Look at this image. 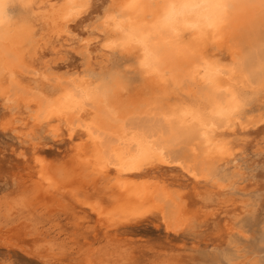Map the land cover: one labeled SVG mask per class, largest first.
<instances>
[{"label": "bare ground", "instance_id": "1", "mask_svg": "<svg viewBox=\"0 0 264 264\" xmlns=\"http://www.w3.org/2000/svg\"><path fill=\"white\" fill-rule=\"evenodd\" d=\"M170 2L0 0V131L17 137L38 196L106 233L146 225L180 237L211 219L191 203L227 187L218 168L253 134L264 142V0H241L211 26V8L165 21ZM41 130L67 146L70 167L43 152ZM0 247L35 255L7 232Z\"/></svg>", "mask_w": 264, "mask_h": 264}, {"label": "rangeland", "instance_id": "2", "mask_svg": "<svg viewBox=\"0 0 264 264\" xmlns=\"http://www.w3.org/2000/svg\"><path fill=\"white\" fill-rule=\"evenodd\" d=\"M90 16L96 18L99 11ZM69 60L72 66L79 63L74 56ZM119 66L123 69L121 60ZM128 74L131 87L139 83V75ZM139 89L132 92L136 101L147 97ZM36 138L42 140L40 148L46 155L72 165L66 145L54 142L43 130ZM256 138L251 136L233 164L218 168L227 187L203 188L205 192L191 203L193 209L212 210L211 219L180 237H167L146 225L106 233L83 214L44 195L41 198L34 180L24 175L15 160L12 149L19 145L17 137L0 131V231L35 252L32 256L0 247V264H87L88 260L90 264H264V142ZM97 183L86 186L89 193L99 194L103 184ZM227 221L244 234L226 231Z\"/></svg>", "mask_w": 264, "mask_h": 264}, {"label": "snow or ice", "instance_id": "3", "mask_svg": "<svg viewBox=\"0 0 264 264\" xmlns=\"http://www.w3.org/2000/svg\"><path fill=\"white\" fill-rule=\"evenodd\" d=\"M240 3L241 0H174L167 5L164 19L168 21L188 12L211 8V15L207 17L209 26H211L213 22L223 20L227 13Z\"/></svg>", "mask_w": 264, "mask_h": 264}]
</instances>
